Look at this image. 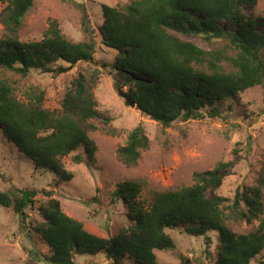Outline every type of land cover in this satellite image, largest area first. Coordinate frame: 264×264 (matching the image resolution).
I'll list each match as a JSON object with an SVG mask.
<instances>
[{"label":"trees","instance_id":"1","mask_svg":"<svg viewBox=\"0 0 264 264\" xmlns=\"http://www.w3.org/2000/svg\"><path fill=\"white\" fill-rule=\"evenodd\" d=\"M0 1L6 2L0 14L6 29L0 37V68L27 76L33 68L54 71L49 65L58 61L73 65L94 59L95 37L74 42L65 36L56 19H50L41 40L20 41L19 30L35 0ZM258 2L132 0L122 6L103 5L100 44L117 52L115 68L123 83L129 85L128 96L164 129L178 120L219 117L223 103L264 83V60L260 56L264 25L245 11ZM224 24L235 30L224 28ZM177 33L208 41L226 38L238 52L229 58L224 49H204ZM227 60L232 70L223 64ZM98 79V74L75 78L57 113L44 107L43 91L34 89L23 101L8 81L0 78V130L33 161L35 169L50 170L61 181L71 180L74 175L65 169L63 159L83 148L87 159L93 161L98 148L90 136V131L98 129L93 119L112 121L99 109L94 92ZM148 147L149 137L140 124L129 133L118 155L123 163L133 166ZM233 153H238L237 149ZM74 160L82 162L84 157L76 154ZM231 165L230 161L221 162L212 170L196 172L193 185L155 191L148 206L136 200L138 183L119 184L113 197L127 204L132 224L106 238L87 230L82 221L63 210L52 191L43 190L49 199L43 220L35 227L52 250L44 259L51 264H73L75 255L103 253L111 264H121L126 257L133 264H158L156 251L175 248L171 231L184 227L193 236L211 231L219 234L221 246L215 264H257L253 260L264 250V167L258 185L246 186L243 191L238 188L234 199V207L244 201L249 210L235 218L252 221L261 214L260 224L255 230L237 234L227 223L228 198L217 193ZM36 195V190L13 185L0 190V205L12 206L20 227L25 229L30 217L26 209L34 206Z\"/></svg>","mask_w":264,"mask_h":264},{"label":"rangeland","instance_id":"2","mask_svg":"<svg viewBox=\"0 0 264 264\" xmlns=\"http://www.w3.org/2000/svg\"><path fill=\"white\" fill-rule=\"evenodd\" d=\"M131 1L35 0L25 16L18 33L20 41L41 40L50 19H56L65 36L74 42L95 37L94 59L73 65L58 61L49 65L54 71L33 68L27 76L0 68V78L7 80L13 87V93L23 101L30 91H43L44 107L59 113L72 81L80 74H98L95 97L99 109L109 114L112 121L106 123L93 119L98 127L90 131L98 146L93 161L87 159L83 148L63 159L65 169L74 175L68 181L58 180L50 170L35 169L33 161L0 130V190L16 185L37 191L34 206L26 209L30 217L25 229L20 227L19 216L12 206L0 205V264H51L44 257L50 256L52 250L35 227L43 220L49 199L43 190L52 191V196L61 201L63 210L82 221L87 230L106 238L132 224L127 204L113 197L119 184L126 181L138 183L140 191L136 200L148 206L153 192L193 185L196 172L212 170L227 161L232 165L217 193L228 198L225 209L229 215V227L241 234L257 229L260 224L261 214L252 221L235 218L241 211L249 213V210L244 201L240 202V207H234V199L238 188L243 191L246 186L258 185L264 167V83L244 90L236 100L223 103L219 117L178 120L164 129L137 106L129 104V85L123 83L115 68L117 52L100 44L99 28L104 16L102 6H122ZM5 6L6 2L0 1V14ZM245 11L264 25V0ZM223 27L235 30L229 24ZM4 34L6 29L0 21V37ZM177 35L207 50L224 49L229 58L238 52L226 38L208 41L197 35ZM260 56L264 60V47ZM223 64L227 70L233 69L229 60ZM140 124L149 137V147L141 151L136 165L128 166L121 161L118 151L126 144L129 133ZM235 149L238 153H233ZM76 154L83 155L84 160L76 162ZM171 235L176 247L169 251H156L158 264L216 263L221 246L217 232L193 236L181 227L172 230ZM253 261L264 264V250ZM73 264H111V260L103 253L84 254L75 255ZM121 264H133V260L126 257Z\"/></svg>","mask_w":264,"mask_h":264},{"label":"water","instance_id":"3","mask_svg":"<svg viewBox=\"0 0 264 264\" xmlns=\"http://www.w3.org/2000/svg\"><path fill=\"white\" fill-rule=\"evenodd\" d=\"M129 104L131 106H136V103L129 97Z\"/></svg>","mask_w":264,"mask_h":264}]
</instances>
